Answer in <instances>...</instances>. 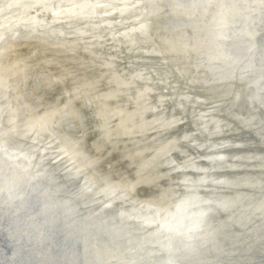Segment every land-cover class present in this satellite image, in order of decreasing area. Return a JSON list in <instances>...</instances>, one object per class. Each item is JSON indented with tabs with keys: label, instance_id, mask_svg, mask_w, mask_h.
Segmentation results:
<instances>
[{
	"label": "clouds",
	"instance_id": "clouds-1",
	"mask_svg": "<svg viewBox=\"0 0 264 264\" xmlns=\"http://www.w3.org/2000/svg\"><path fill=\"white\" fill-rule=\"evenodd\" d=\"M0 264H264V0H0Z\"/></svg>",
	"mask_w": 264,
	"mask_h": 264
}]
</instances>
